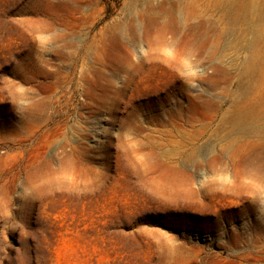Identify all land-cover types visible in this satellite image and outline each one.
<instances>
[{
    "label": "rangeland",
    "instance_id": "1",
    "mask_svg": "<svg viewBox=\"0 0 264 264\" xmlns=\"http://www.w3.org/2000/svg\"><path fill=\"white\" fill-rule=\"evenodd\" d=\"M220 1L0 0V264H264V191L227 186L264 167L231 126L264 0Z\"/></svg>",
    "mask_w": 264,
    "mask_h": 264
},
{
    "label": "bare ground",
    "instance_id": "2",
    "mask_svg": "<svg viewBox=\"0 0 264 264\" xmlns=\"http://www.w3.org/2000/svg\"><path fill=\"white\" fill-rule=\"evenodd\" d=\"M179 4H181V7L177 6V11L179 12L178 14H176L174 20L178 24L182 25L183 23L185 24L183 8L184 5L182 4V1H180ZM190 4H193V9L196 10L197 4H199V0H191ZM220 7H222L226 15H228L231 24L232 22H236L240 19L241 21L245 20L250 23L251 17L249 16V13H252L254 5L250 0H221ZM208 23L210 24L211 21L209 20ZM250 29L253 30V26L251 24ZM208 43H210V39H207L206 46ZM260 43V37L255 34L252 42H250L249 47H254L256 51H253L250 56L251 60H249L250 62L247 64V79H245V83H243L241 87L244 91L243 94L246 96L244 98L246 107L239 110L238 113L232 117L231 126L232 132H259L261 138H263V142H260V144L264 149V115H262L261 119H259L255 116V112L253 109V107L256 105L264 104V93H258L255 91V94L248 95L250 94V92H253L252 84H254L255 81L254 76L258 75L259 73L261 77L264 75H262V64L264 62V46H259L258 44ZM210 48L212 47L210 46L208 49ZM255 62L260 66V68H254ZM258 80L260 79H257V82ZM258 90L260 91V89ZM227 186H231V188H237L240 190L245 189L250 200L254 203V205H256V203L259 202L261 192L264 191V167L255 165L253 167H250L248 170L246 169L236 172L234 179H232V184L228 183Z\"/></svg>",
    "mask_w": 264,
    "mask_h": 264
}]
</instances>
